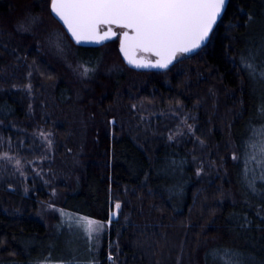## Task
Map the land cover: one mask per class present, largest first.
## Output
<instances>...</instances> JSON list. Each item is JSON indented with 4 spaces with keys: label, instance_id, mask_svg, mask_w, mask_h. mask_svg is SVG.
I'll return each mask as SVG.
<instances>
[{
    "label": "trees",
    "instance_id": "1",
    "mask_svg": "<svg viewBox=\"0 0 264 264\" xmlns=\"http://www.w3.org/2000/svg\"><path fill=\"white\" fill-rule=\"evenodd\" d=\"M45 26L62 32L69 53L77 54L71 57L76 62L95 68L106 61L111 66L96 77L93 91H84L96 115L95 124L85 145V168L63 195L62 207L107 222L114 204L122 206L99 251L93 248L91 259L66 255L63 260L68 264H223V251L230 249L243 264H264V181L256 179L258 191L253 193L244 171L250 129L264 124V80L253 77L241 59L254 58L264 70V0H230L212 42L163 71L129 67L118 39L97 47L75 45L52 15L50 0H0V70L9 65L21 67L19 78L0 79V153L27 160L45 153L34 135L43 117L42 100L34 99L31 117L33 100L27 83L31 78L34 84L54 83L62 106L72 101L77 88L62 60L45 54L40 35ZM132 72L148 77L141 82H146L141 91L145 105L137 112L150 114L154 102L163 107L176 105V117L188 113L192 118V140H169L179 127L178 118L172 124L169 120L157 125L132 122L126 132L118 129L116 115L98 102L105 94L130 88L135 83ZM93 79L87 85L94 84ZM168 79L174 86L167 84ZM124 94L133 105L134 100ZM99 110L105 111L103 119ZM134 114L132 118L138 115ZM11 125L22 126L24 132L14 131ZM247 167L256 165L249 162ZM259 171L256 167L257 176ZM3 174L0 264L59 260L51 245L63 220L56 217L51 225L44 222L37 216V198L29 195L32 189L27 191L23 181ZM252 178L249 172L248 179ZM38 183L33 186L40 188L39 196L45 202L48 195ZM152 222L157 224L149 226Z\"/></svg>",
    "mask_w": 264,
    "mask_h": 264
},
{
    "label": "rangeland",
    "instance_id": "2",
    "mask_svg": "<svg viewBox=\"0 0 264 264\" xmlns=\"http://www.w3.org/2000/svg\"><path fill=\"white\" fill-rule=\"evenodd\" d=\"M45 28L46 29H44L40 34L42 35L44 43V52H46V55L50 54L53 60L56 58L62 60L64 63L63 66L65 67L63 68L67 71L66 74L69 72L72 76L70 78H72L74 84L77 85L75 95L68 105L62 106L57 101V86L54 83L44 80L39 84H34L31 82L32 78L30 79L26 85V90L29 93V97L31 100H33L31 104L30 116L32 117V114L34 113V99L36 97H39L40 100H42L41 102L43 105V117L41 121L38 120L40 129L37 131V134H34L35 131L33 134L38 139L39 143L45 147V153L42 157L39 155V158L35 157L32 160L23 159L10 152L0 153V156L7 154L8 157H11L10 160L0 159V174L3 172V175L12 177L13 179H16L17 182L23 181L22 184L27 187V191H29V188L32 189L29 195L31 194L37 198H35L39 207L37 216L43 219L44 222L51 225L52 220L56 217L63 220V223L57 228L54 241L51 245L52 253L60 257V259L49 262V264H68V262L64 261L62 257L71 255L75 257V259H79L78 257H82V259H91L94 250L93 248H95L96 252L99 251L104 237H106L107 234H110L111 231L110 224L98 237H94L92 240H89L87 234L83 230V227L77 220V217H83V215L68 211L63 208L61 204L63 195L70 190L72 183H74L78 176L79 170L85 168V145L89 137V130L95 121L94 117H96V115L92 114L84 91H93L95 83H97L95 82L96 77L100 75L103 76L105 73L104 70L106 71L107 69L108 71V68L110 69L111 66H109L110 62L106 61L95 68L79 61L76 62L71 57H77V54L72 50L71 54L69 53V50H67L68 45L63 38L62 32L59 29L52 30L46 26ZM57 38H60L63 42V52L58 51L57 47L55 46V41ZM112 56L113 54L111 52L109 57L110 61H112ZM46 61L48 62L47 59ZM80 65H86L88 69H90L87 75L83 74L84 70L80 68ZM20 68L21 67L17 65H9L7 68L1 69L0 79L8 80L11 77L19 78ZM44 71V73L48 74L46 70ZM91 74L95 75L94 79H89ZM131 75H133V79L131 80L135 83L132 85L130 84V88L128 87L125 91H123V93L118 92L112 96H110V94H105L101 101L98 102L101 103V105L98 104L100 107L104 105L110 107L111 112L116 115L114 117H116L118 129H122L126 132V129L129 130L132 122L134 124L137 122L139 124L144 122L145 124L151 123L152 125H157V123L160 121L169 120V123L172 124L174 120L178 118L179 122L177 126L179 127L171 136H173L174 140L177 138L192 140V138H194L195 131V125L191 120L192 118L191 116L187 115L188 113L185 114L186 116L176 117L178 116V113H176L178 110L174 108L176 105H167L163 107L159 106L160 102H154L152 103L154 106H149L148 111L150 114L142 116L141 113L139 114L137 112L139 108L145 105L144 100L141 99L144 98V96L141 94V91L145 90L143 89V86H146V82L142 84L141 82L147 80L148 77H142V75H136L133 72ZM92 79L94 84L91 86H89V84L87 85L86 82L91 81ZM167 84L170 86L172 85L170 79L167 80ZM28 85H31L30 89L28 88ZM13 89L16 88L14 87ZM124 93H127V95L129 94V96L134 100L133 105L130 106L128 104V98H125ZM136 101H140L139 105H137ZM147 103L149 102L146 101V104ZM179 107L182 109V106ZM96 109H98V107ZM104 112V110H99L98 112L100 118L102 119L104 118ZM133 112L135 113L134 116L136 113L141 115L138 120V115L134 118L131 117V113ZM29 119L33 120L34 118ZM29 119L27 120L29 121ZM112 122L114 123L115 121L112 120ZM188 125L192 126L191 130H189ZM11 126L14 131H22V133L24 132V128L22 126ZM41 133L44 135L41 136ZM173 139L169 140L172 141ZM49 141H51V144H49ZM24 143L25 140H23L20 145ZM10 144L14 145L12 140H10ZM33 149H35V145H33ZM17 160L20 162L19 167L16 164ZM220 177L221 179H224L225 176L221 174ZM40 181L44 185L43 190L48 195V200L45 202H43L39 196L40 191L37 189L40 188H35L39 186L38 182ZM34 183L35 187L33 186ZM30 185H32L33 188H31ZM221 191H224L222 186ZM50 204L54 205V209L49 208ZM60 210H63L68 215L62 216ZM69 216L72 217V219H69ZM117 217L113 219H116ZM156 224L157 223L155 222H152V224L148 223L149 226Z\"/></svg>",
    "mask_w": 264,
    "mask_h": 264
},
{
    "label": "snow or ice",
    "instance_id": "3",
    "mask_svg": "<svg viewBox=\"0 0 264 264\" xmlns=\"http://www.w3.org/2000/svg\"><path fill=\"white\" fill-rule=\"evenodd\" d=\"M227 3L228 0H50V11L62 22L71 40L77 45L102 44L118 39L119 51L129 65L136 68L168 69L178 57L196 53L212 42L214 29ZM249 19L252 17L249 16ZM35 20L33 17L32 22L35 23ZM55 46L58 51H64L60 38L55 41ZM241 59L253 77L264 80V70L257 67L254 58ZM80 68L84 70V75L90 71L86 65H80ZM261 112H264V107ZM188 128L191 130L192 126L188 125ZM250 133V152L245 160L244 171L248 188L256 193V179L264 181V124L259 128L251 127ZM172 138L169 136V139ZM0 159L10 160L11 157L4 154ZM233 159L236 157L233 156ZM249 162L259 167L258 176L256 167H247ZM16 164L19 167L20 162L17 160ZM249 172L253 174L250 180ZM121 207L119 202L114 204L115 211L110 213L107 223L87 216L77 217L88 239L92 240L103 233L112 219L118 216ZM49 208L54 209V205L50 204ZM60 211L62 216L68 215ZM68 218L72 219L70 216ZM109 259H112L111 256ZM222 261L223 264H243L240 257L230 249L223 251ZM43 264L49 262L45 260Z\"/></svg>",
    "mask_w": 264,
    "mask_h": 264
},
{
    "label": "water",
    "instance_id": "4",
    "mask_svg": "<svg viewBox=\"0 0 264 264\" xmlns=\"http://www.w3.org/2000/svg\"><path fill=\"white\" fill-rule=\"evenodd\" d=\"M229 1L230 0H228V3H229ZM228 3H227V5H226V8H227V6H228ZM226 10V9H225ZM52 13V12H51ZM224 14V13H223ZM223 14H222V16H223ZM53 15V14H52ZM54 16V15H53ZM55 17V16H54ZM55 19L63 26V24H62V22L61 21H59L58 20V18H56L55 17ZM219 22V21H218ZM64 27V26H63ZM64 29L66 30V28L64 27ZM66 32H67V30H66ZM68 34V33H67ZM69 35V34H68ZM70 37V36H69ZM71 39V38H70ZM111 41H113V40H109V41H105L104 43H102V44H96V43H85V44H81V45H77V44H75L74 43V41H73V43L75 44V45H77V46H87V47H91V46H95V47H97V46H102V45H104V44H106V43H108V42H111ZM199 51V50H198ZM197 51V52H198ZM121 53V52H120ZM192 54H194V53H192ZM192 54H189V55H186V56H190V55H192ZM121 56H122V58H123V55L121 54ZM183 57H185V56H182V57H178V59H177V61L179 60V59H181V58H183ZM123 60H124V62L129 66V67H131V68H133V69H135V70H142V71H160V70H167V69H155V68H136V67H134L133 65H129L128 63H127V61L123 58ZM176 61V62H177ZM175 62V63H176ZM174 63V64H175ZM173 64V65H174ZM173 65H171L169 68H171ZM168 68V69H169Z\"/></svg>",
    "mask_w": 264,
    "mask_h": 264
}]
</instances>
